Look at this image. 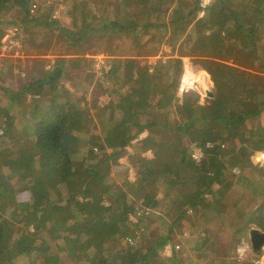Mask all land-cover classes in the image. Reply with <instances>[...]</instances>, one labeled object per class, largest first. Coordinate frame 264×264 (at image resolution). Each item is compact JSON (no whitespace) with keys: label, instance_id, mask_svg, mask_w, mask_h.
Masks as SVG:
<instances>
[{"label":"trees","instance_id":"trees-1","mask_svg":"<svg viewBox=\"0 0 264 264\" xmlns=\"http://www.w3.org/2000/svg\"><path fill=\"white\" fill-rule=\"evenodd\" d=\"M30 2L0 0V39L14 24L2 19L12 9L23 14L18 24L37 20L28 15ZM119 3L122 16L103 22L92 23L81 14L71 28L50 19L40 26L64 37L66 48L75 52L98 33L131 35L137 46L153 28L149 42L160 41L178 56L195 57V64L211 74L214 100L201 106L198 95L184 93L175 102L178 59L152 68L115 59L106 74L123 78L129 86L115 92L106 105L96 106V122L90 124L83 99L60 82L82 60L59 58L48 69L33 60L29 81L17 92L2 87L8 98L0 108V264L7 256L9 233L15 255L27 264H59L61 258L74 264H182L179 254L169 261L159 255L167 244L175 248L168 233L145 232L161 212L169 233L174 226L201 220L204 224L198 226L210 240L205 224L212 219L219 221L217 234L227 224L230 241H237L251 223L264 231V183L246 158L249 151L264 150V126H250L264 117V0H212L202 17L201 0ZM25 43L27 50L35 48L31 39ZM48 92L50 98L38 106L36 98L43 100ZM26 95L31 100L24 104ZM18 105L21 113L16 115L11 110ZM24 115L35 121L17 128ZM145 132L140 150L152 156L128 157L136 181H127L125 167L112 176L109 161ZM208 142L213 147L205 150L204 158L192 161L190 143ZM233 167L240 168V179L259 185L262 194L238 188ZM233 187L238 191L226 203ZM130 191L136 192L135 199ZM206 194L211 202L203 198ZM141 207L156 213L133 221L130 216ZM189 210L191 219L185 221ZM48 242L56 243L60 258L48 254ZM39 254L40 260L35 257ZM215 264L252 263L221 259Z\"/></svg>","mask_w":264,"mask_h":264},{"label":"rangeland","instance_id":"rangeland-1","mask_svg":"<svg viewBox=\"0 0 264 264\" xmlns=\"http://www.w3.org/2000/svg\"><path fill=\"white\" fill-rule=\"evenodd\" d=\"M211 1L212 0L205 1V7L208 6ZM202 2L203 0H201V7ZM30 5L31 9L30 12H28V15L31 19H37L33 23L24 22L18 24V21L22 19L23 14L20 15L19 12H15L13 9L7 12L2 18L4 20H12L14 22L13 25L5 28V32L7 29H16V32L11 34L10 37L8 36L7 40L5 41V48L3 50L0 49V59H8L6 61L2 59V63H0V108L2 105H5V101L8 98L4 93V89L2 87L10 89L13 92H17V90H19L25 83L29 81V78L27 77L29 76L27 70L30 71L34 67L33 60L42 61L43 63H45L44 68L46 67L47 69L53 64L56 59L59 58L82 60L78 68H68L67 75L61 78L60 82L64 87H66L67 90L73 92L77 98L83 99L81 106H84L86 109H88L89 113H91L92 116V118L89 120L90 124L96 122V118L94 116L96 106L106 105L111 99L115 98V92H122L123 88L129 86V83H127L123 78H118L115 75L111 78L109 74H106L113 66L111 64L112 60H129L134 63V66H150L149 68H152L154 66H157L158 63H166L168 60L178 59L177 57H185L188 58L191 68L196 72L194 73V75L199 80L205 78V76L203 74L197 73L198 71H203L208 75L210 74L202 66H198L195 64V61L197 60L195 57L175 56L177 55L176 52H173L169 45H166L162 42L160 43V41L156 42V44H154L153 42H149L148 40L150 36L155 31V29L153 28L148 31V34L141 38L140 44H138L137 46L133 45V40L130 37L131 35L114 36L106 33H98L90 36L89 39H86L82 43L81 51L75 52L74 50H69L66 48V44H68V42H66V39H64V37L56 32L51 31L50 29H44L42 26H40V23L42 21L50 19L62 26L71 28L75 23V19L78 18L81 14L86 15L88 20H90L92 23H97L100 21L103 22L109 17L116 18L119 15L122 16V5L121 3H119V0H31ZM205 7H202L203 10L199 14L200 17L205 14V12H203ZM76 25H79V20L77 21ZM2 37L0 39V47ZM28 39L34 41L33 46H35V48L27 50L28 46L25 45V41ZM8 43L14 45L16 48H21L22 51H20L22 52L23 57H17V54H9L8 50L11 46ZM131 46H134L133 49L131 48ZM97 54L108 57L107 59H105L107 60L105 61V64L100 65L95 61V59L90 58V56ZM180 62L181 73L179 79L183 73V61L180 60ZM208 75L206 76L208 77ZM191 93L195 92L191 91ZM50 95L51 94L49 92L47 95L44 94L43 100H41L40 98H36V100L41 101L40 104L38 103V106L42 105V103L47 102V100L50 98ZM157 99V97L154 98L153 103H155ZM24 100L26 102L24 104H27V101L31 100L30 96L26 95ZM179 100L180 98L177 97L176 90L175 102L178 104L181 101ZM197 103H199V99ZM20 109L21 108L18 105L16 107H12L11 111L17 115L21 113ZM34 121V118L24 115L22 119L17 120L16 125L17 128H22L25 124H27L25 126H30ZM258 124L264 126V117L259 118V120L253 121L250 126L255 127ZM1 132L2 130L0 128V134ZM147 134L148 132H145L134 141L129 142L121 155H119L116 159L109 161L110 169H112V176L114 175V170H116L117 168L122 169L121 167H125L127 169V181L131 183L136 181V172L133 168V165L129 163L128 157L132 156L133 154H138L149 158L152 156L150 151L144 152L140 150L144 145L143 141ZM225 148L228 149L226 145ZM254 152L258 151H249L246 155V158H248L249 155L248 163L253 164L255 170H258V175L254 176H256L257 180H262L264 183V166L261 165L259 167L258 165L250 161V158ZM240 173L241 175L239 176L234 175V179L238 180L239 182H236L238 188L248 190L247 188H245L244 184H242V180H245L247 181L248 185L257 188V191L255 192L257 195H261L262 193L260 191L259 185H251V183L254 182H252L251 180H247L246 178H244V176L242 177V179H240L239 177L242 176V172ZM120 178L121 176H117V183L122 184V179ZM235 188L236 187L230 189L228 194V201L226 203H229L234 198L233 196L238 191V189ZM128 194L134 199L137 196L135 191H130ZM203 198H205L208 202H211L209 194L203 195ZM103 202L104 201H101L100 203L102 204ZM241 208L246 211L248 210L249 206L243 204ZM139 210L142 211L141 216L156 213V211L150 208L141 207ZM146 211H149V213L146 214ZM160 214V218L154 217L150 219L152 220L150 228H148L149 230H146L145 232L153 231L155 235H166L167 233L169 234V237L172 241L171 244L175 245V248H171L170 245L167 244L164 249H161L159 251V255L165 258L166 261H169L173 254H179L181 256L180 258L182 260V264H187L185 262H191V264H215L217 260L221 259H233L237 261V259L235 258L234 250L238 245L246 246L256 256H264V251H259V253H256L254 252L250 244L249 231L254 229L260 230L252 223L249 224V227L242 232V235L237 241H230V238L232 239V236L228 231L227 224H222L221 226L223 229V233L217 234L215 233V227L217 226V223L219 221L217 220V222L215 221V219H212L209 224H205V228H209V240L204 237L206 233H204V229L202 228V226H198L199 223L204 224L203 221L198 220V223L195 224L194 221H192L190 223H184L179 226H174L169 233V229L166 226V223L161 220L162 216H164V212H161ZM190 215L191 211L189 210L186 213L187 218H185V221L191 219L190 217H188ZM89 224H91V218H89L88 225ZM12 229L13 228L10 227V232ZM183 231H187V234L183 235ZM13 238L14 236L9 233L10 244L8 247L7 256L1 262V264H25V262L27 264V261L24 258L15 255L11 246V241ZM48 244V254L57 255L60 258L61 254H59V252L57 251L56 243L48 242ZM122 244H124V242ZM35 257L38 260L42 258L40 254ZM251 258L252 257L250 256L248 258V261H250ZM248 261L238 262L244 263ZM166 263L168 264L169 262ZM59 264H74V261L61 258Z\"/></svg>","mask_w":264,"mask_h":264},{"label":"built area","instance_id":"built-area-1","mask_svg":"<svg viewBox=\"0 0 264 264\" xmlns=\"http://www.w3.org/2000/svg\"><path fill=\"white\" fill-rule=\"evenodd\" d=\"M202 7L203 8L205 7V0H203L202 2ZM14 32H16V29L6 30L5 34L2 37V41H1V47H0L1 50L5 48L6 46L5 41L7 40L8 36L10 37V35L13 34ZM9 45L11 46L8 50L9 54H17V57H23V54L20 51L19 47L16 48L12 44H9ZM90 58L95 59V61L98 62V64L103 65L105 64V61H107L105 59H107L108 57L107 56L104 57L103 55L97 54V55L90 56ZM177 58L183 61V73L179 79L177 97L180 98L181 100L184 93H191V91H194L198 95L199 105H202V106H204L205 104L210 105V103L214 100V82L212 80L211 74L207 78V81L205 83L206 87L202 88L198 84V81L193 77V74L196 72L193 71V69L191 68L188 58H185V57H177ZM2 59H0V63H2ZM205 75L207 74L205 73ZM211 147H213V144L210 142L204 145H200L197 143H191L189 145V156L191 160L194 161L195 163H199L205 156V150ZM252 155L253 157L250 158V161L252 163H255L259 167L261 165L264 166V151L254 152ZM248 160H249V156H248ZM253 160H256V162H254ZM232 173L233 175L238 176L240 175V169L238 167H234L232 169ZM148 213L149 211H146V214ZM141 215H142V211L138 209L133 215L130 216V218L133 221H135L136 220L135 218ZM262 250L264 251V246ZM234 254H235V258L237 259V261H248V258L251 256L252 258L248 262L252 264H264V256L254 255L253 252L249 250L246 246H241V245L236 246L234 250Z\"/></svg>","mask_w":264,"mask_h":264},{"label":"water","instance_id":"water-1","mask_svg":"<svg viewBox=\"0 0 264 264\" xmlns=\"http://www.w3.org/2000/svg\"><path fill=\"white\" fill-rule=\"evenodd\" d=\"M250 244L254 252L259 253L261 246L264 243V233L259 230H250Z\"/></svg>","mask_w":264,"mask_h":264},{"label":"crops","instance_id":"crops-1","mask_svg":"<svg viewBox=\"0 0 264 264\" xmlns=\"http://www.w3.org/2000/svg\"><path fill=\"white\" fill-rule=\"evenodd\" d=\"M175 56H178V55H175ZM3 60H8V59H6V58H4ZM165 63V62H164ZM242 184H244V186H245V188H247L248 190L247 191H249V192H254L255 193V191H256V187L254 188V187H251L250 185H248V183H247V181H245V180H243L242 181ZM260 232H263L264 233V231H262V230H259ZM263 246H264V243H263V245L261 246V248H260V251H263L262 249H263ZM248 263H250V262H248Z\"/></svg>","mask_w":264,"mask_h":264},{"label":"bare ground","instance_id":"bare-ground-1","mask_svg":"<svg viewBox=\"0 0 264 264\" xmlns=\"http://www.w3.org/2000/svg\"><path fill=\"white\" fill-rule=\"evenodd\" d=\"M205 1H208V0H205ZM193 77L198 81V84H199L202 88L206 87L205 83H206L207 78H208L206 75H205L206 78H202V79H200V80H199L197 77H195L194 74H193Z\"/></svg>","mask_w":264,"mask_h":264}]
</instances>
